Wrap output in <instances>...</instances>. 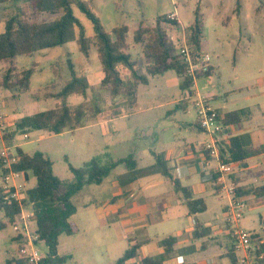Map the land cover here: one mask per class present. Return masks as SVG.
Returning a JSON list of instances; mask_svg holds the SVG:
<instances>
[{
    "label": "rangeland",
    "instance_id": "rangeland-1",
    "mask_svg": "<svg viewBox=\"0 0 264 264\" xmlns=\"http://www.w3.org/2000/svg\"><path fill=\"white\" fill-rule=\"evenodd\" d=\"M86 1L91 2L95 14L108 32L116 27L128 28L127 44L133 59H143V48L134 41V33L140 22L145 21L147 25L154 26L159 16L176 13L181 26L188 27L193 23L198 9L204 20L201 48L204 54L211 56V64L215 66L213 74L198 80V91L212 99L216 106L224 105L226 97L242 99L249 95L248 88L253 83L252 74H260L264 70V0H240V14L239 0ZM25 3L26 0H0V32L4 30L6 18L16 14ZM74 12L83 24L86 35L93 37L92 22L79 8L75 7ZM60 16L61 14L42 17L55 20ZM167 34L177 42L182 37V29H169ZM69 56L75 67L88 76L93 87L87 97L73 96L69 104L75 106L86 103L93 107L98 106L101 113L96 115L90 112L75 130H67L62 134L32 131L29 138H24L23 133L16 135L26 152L32 154L42 151L47 154L54 163V172L58 177L69 180L73 178L70 164L83 167L93 158H99L105 165L129 155H135L140 162L138 169L141 171L137 173L139 176L143 171H151V166L155 164L151 150L156 153H170L175 147L184 149L185 142L196 141L201 145L207 140L203 132L188 127V124H194L197 119L193 102L198 96L192 98L187 111L176 108L181 98L188 94V90H182L176 71L149 76V84L139 85L135 102L130 103L132 97L114 96L111 90L102 87L104 73L96 47L93 46L90 56L86 57L80 52L76 41L46 49L33 56H18L15 66L19 72L36 65L31 90L20 93L17 88L12 90L0 86L2 112L26 116L55 107L58 102L56 99L45 100L43 96L49 85H56L54 90H58L59 84L71 78ZM146 63L143 61L144 66ZM8 68L7 63L0 62V78ZM123 75L126 79L130 78L126 69L123 70ZM240 92L243 94L239 95ZM14 94H17L16 98H13ZM235 104L243 103L237 101ZM170 110L173 113L169 115ZM111 119L113 121L109 122ZM1 151L3 149L0 143ZM129 174L126 165H119L104 185H92L98 191L100 203L94 207L101 206L104 196L102 192L108 187V181L115 176L123 179ZM29 177V181L19 178L17 182L26 189L34 188L37 179L32 173H29ZM83 199L97 200L95 195L92 197L87 193L74 198L79 209L72 220L78 223L81 232L75 235L63 234L60 237V254L73 256L67 264H98L88 243L91 221L85 217L87 209L82 206ZM243 220L244 218L242 223ZM30 224L34 231L35 222ZM23 234L26 233L23 231ZM16 235L13 226L0 232V264H6L10 256H20V245L13 241ZM37 249L42 255L48 252L44 243L38 244ZM111 249L113 253L101 254L106 264L115 262L123 254V251L115 250V245Z\"/></svg>",
    "mask_w": 264,
    "mask_h": 264
},
{
    "label": "trees",
    "instance_id": "trees-1",
    "mask_svg": "<svg viewBox=\"0 0 264 264\" xmlns=\"http://www.w3.org/2000/svg\"><path fill=\"white\" fill-rule=\"evenodd\" d=\"M77 7L92 22L94 36L88 37L83 24L75 15ZM241 3L238 1V13L240 14ZM61 16L55 20H49L46 15ZM169 29H182L178 20H171L169 15L159 16L154 26H149L145 21L140 22L134 33V41L143 48V59H133L127 44L128 28L116 27L108 32L100 18L95 14L92 4L86 0H26L19 11L6 18L4 30L0 32V62H5L9 68L0 78V86L8 89H19L20 93L31 90L36 65L28 70L19 72L15 66L18 56H33L46 49L66 45L76 41L80 52L86 57L90 56L92 47H96L98 58L102 65L104 77L101 85L104 89L111 90L114 96L132 97L130 103L135 102L136 90L139 85L149 84V76L165 74L170 70L176 71L182 80V90H188L185 98L177 105V110L187 111L192 98L196 95L195 81L186 77V68L177 58V48L180 38L175 42L168 36ZM188 43L195 52H202L201 43L204 35V20L199 10L193 23L184 28ZM68 55H70L68 53ZM69 69L71 78L63 84L49 85L44 94L45 100L56 99L55 107L26 115L15 124L13 137L18 133L27 134L32 131H47L50 134H62L67 130H75L90 112L96 115L101 113V108L80 103L75 106L69 104L73 96L87 97L93 89L86 74L75 67V63L69 56ZM143 61H146L144 66ZM130 73L126 79L123 70ZM213 70V69H212ZM212 72V71H211ZM198 77V79L207 76ZM39 99L38 95H35ZM249 109L232 111L220 116L225 130L229 133V127L240 124L249 116ZM199 122L196 123L199 126ZM264 153V145L253 147L246 135L235 136L229 143H220V156L227 162H242L249 157ZM17 161L13 163L12 170L22 173L26 181H29V173L34 174L37 185L27 189L25 199L21 203L14 199H6L3 187L0 186V232L8 227H15L22 223V209L25 206L34 213L35 232L39 236L38 243H44L48 252L40 264H67L72 259L71 255H60V237L63 234L75 235L79 232V226L72 220L78 208L73 201L74 196L81 192L87 185H100L119 165H126L130 171L127 181L133 180L138 169V160L134 155L112 160L109 164H102L99 158H93L83 167H75L70 164L72 179H62L54 172V163L49 156L42 151L26 153L22 148L16 149ZM156 167L164 176L170 178L174 188L183 199L191 215L206 210L205 201L196 198L192 190L184 186L179 179L173 178L170 169L162 153H154ZM2 178L9 174V169L2 160ZM255 194L264 196V188L253 190ZM20 245V250L25 244V237L21 233L13 238ZM176 243L174 237L162 240L165 252L172 250ZM140 243L131 245L125 253L113 264H131L138 257ZM264 249V248H263ZM165 255L159 257H147L141 264H163ZM233 264L237 260L232 259ZM6 264H28L26 258L10 256Z\"/></svg>",
    "mask_w": 264,
    "mask_h": 264
},
{
    "label": "crops",
    "instance_id": "crops-1",
    "mask_svg": "<svg viewBox=\"0 0 264 264\" xmlns=\"http://www.w3.org/2000/svg\"><path fill=\"white\" fill-rule=\"evenodd\" d=\"M212 69L211 74L215 72L214 65ZM211 74L202 78L209 77ZM252 75L253 83L251 88H248L250 94L242 99L226 97L224 105L216 106L212 99L207 97L220 116L236 110H250L249 116L242 123L229 127V133L224 134L222 139L225 144L229 143L232 137L246 135L253 147L264 145V70L260 74ZM180 82L182 84V80ZM198 86L197 81L194 87L196 93H199ZM242 94V92L239 93V95ZM185 96L186 94L180 102ZM16 97L17 94H14L13 98ZM237 101H242L243 104H235ZM172 113V110L168 112L169 115ZM4 114L9 117V120L5 127L0 129V143L3 150L7 148L14 153L18 147L23 149V144L19 143L17 136L13 137L12 134L15 131L16 122L24 116L8 112ZM112 121L113 119L109 120V122ZM197 122L198 117L196 122L188 124V127L203 132L207 136L205 142L201 145L196 141L185 142L184 149L175 147L170 153L162 154L165 156L173 178L179 179L184 186L189 187L196 198H202L205 201L206 210L196 215L189 213L181 195L176 192L172 180L155 167L156 159L153 155L154 151L151 150L155 161L151 171H143L131 181H127L128 176L123 179L119 176L113 177L108 181V187L102 192L104 196L101 199V206L94 207L97 203L100 205L98 191L92 186L95 184L87 185L76 195L81 196L87 193L92 197L95 195L97 199L92 201L83 199L82 206L87 209L85 217L91 221L88 243L95 253L98 264H106L101 254L113 253L111 248L114 245L116 251H123L121 253L124 254L135 243H140V248L138 257L131 264H141L144 258L162 255L166 256L163 264H233L232 259L237 260V254L233 249V239L225 220L231 197L219 191L217 176L214 172L217 162L213 160L210 166L203 169L207 156L205 145L211 138L202 128L196 126ZM25 135L29 136V133L24 134V138ZM139 164L138 160V168ZM235 164L237 166L235 173L227 178V182H234L238 187L239 195L247 201L248 207L244 212L242 226L255 233L264 242V196L253 192L255 189L264 188V153ZM0 169V178H2L1 162ZM211 174L214 176L210 177ZM19 178L24 176L12 179V182L20 184L17 182ZM106 179L98 186L104 185ZM3 185L4 178L0 186L3 187ZM23 187L25 192L27 189L24 185ZM74 203L76 204V201ZM76 206L79 209L77 204ZM26 209L25 207L26 214L32 212L29 209L26 212ZM80 232L79 227L78 233ZM170 236L176 239V243L172 250L166 253L162 240ZM123 254H120L118 258Z\"/></svg>",
    "mask_w": 264,
    "mask_h": 264
},
{
    "label": "built area",
    "instance_id": "built-area-1",
    "mask_svg": "<svg viewBox=\"0 0 264 264\" xmlns=\"http://www.w3.org/2000/svg\"><path fill=\"white\" fill-rule=\"evenodd\" d=\"M169 18L178 20V15L172 13ZM184 28L177 48V58L186 68V77L194 79L196 83L199 80L198 77L212 71V58L209 54H204L203 51L200 53L194 51L193 47L188 43ZM196 96H198V99L193 102V107L196 110L198 122L202 130L210 135L211 138L205 145L207 156L203 169L210 166L211 161H216L217 166L214 172L217 176L219 191L231 197L225 220L233 239V249L237 254V264H262L264 260V242L255 233L242 226V218L248 207L247 201L239 195L238 187L234 182H227V178L235 173L237 166L234 162H227L220 156V143L224 136L225 127L219 119V113L211 106L209 99L199 93H196ZM8 120L9 117L2 112L0 97V129L5 127ZM28 137V135H25V138ZM17 159L16 152L13 153L7 148L0 152V160L9 169V174L4 177L3 185L6 199H14L21 203L26 197L24 187L21 184L12 182V179L22 176V173L12 170V165ZM213 176L214 174L210 175V177ZM24 208L25 206L22 209V223L14 227L17 233H21L25 237V244L20 250V255L27 259L28 264H40L44 256L37 249L39 236L35 230H31L30 224L34 220V213L26 214ZM23 231L26 233L25 235Z\"/></svg>",
    "mask_w": 264,
    "mask_h": 264
}]
</instances>
